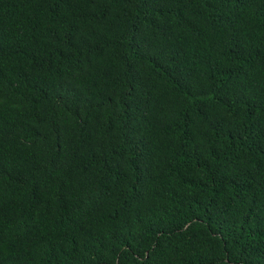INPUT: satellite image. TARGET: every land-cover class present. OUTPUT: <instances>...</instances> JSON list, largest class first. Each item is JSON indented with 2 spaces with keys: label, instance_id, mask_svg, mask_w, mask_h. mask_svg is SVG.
<instances>
[{
  "label": "trees",
  "instance_id": "1",
  "mask_svg": "<svg viewBox=\"0 0 264 264\" xmlns=\"http://www.w3.org/2000/svg\"><path fill=\"white\" fill-rule=\"evenodd\" d=\"M0 264H264V0H0Z\"/></svg>",
  "mask_w": 264,
  "mask_h": 264
}]
</instances>
